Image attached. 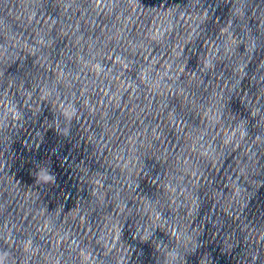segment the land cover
<instances>
[{"label":"clouds","instance_id":"9594fccd","mask_svg":"<svg viewBox=\"0 0 264 264\" xmlns=\"http://www.w3.org/2000/svg\"><path fill=\"white\" fill-rule=\"evenodd\" d=\"M43 179L48 180V179H51V177L45 176V177H43Z\"/></svg>","mask_w":264,"mask_h":264}]
</instances>
